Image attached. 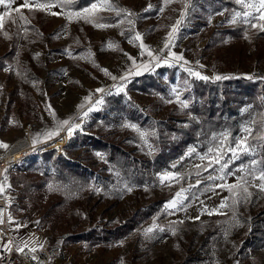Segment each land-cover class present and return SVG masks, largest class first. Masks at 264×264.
Instances as JSON below:
<instances>
[{"label": "rangeland", "instance_id": "1", "mask_svg": "<svg viewBox=\"0 0 264 264\" xmlns=\"http://www.w3.org/2000/svg\"><path fill=\"white\" fill-rule=\"evenodd\" d=\"M120 1V6L109 0L111 7H100L102 0H97L94 3L98 8L91 12L84 11L91 5L81 10H64L57 3L41 0H28L29 8L23 7L25 0H5L0 5V16L9 12L0 26V57L10 47L12 37L18 44L13 60L0 68V142L8 146H0V155L9 149L8 154L14 155L23 148L31 151L37 147L7 171L13 242L25 241L37 248L47 238L60 241L64 245L62 255L79 257L75 260L78 264H264L263 251L252 250L251 246L248 258L238 256V233L227 236L225 242L214 236L205 241L215 227L226 222L221 216L228 212L229 187L238 185L247 176V167H251L252 159L243 161L244 156L254 155L248 138L236 153L238 158L231 160L223 171L221 165L232 156L227 151L231 145L224 140L220 162L215 163L218 137L216 143L206 148H186L184 156L171 159L172 169L152 170L142 184L117 176L103 152L81 146V138L68 146L78 131L121 144L137 158L154 153L151 136L157 126L151 125L150 120H165L170 106L181 102L189 105L193 100L192 83L198 78L190 76L187 69L213 81H217L216 76L264 81V31L243 22H257L253 18L260 15L259 0H234V9L224 6L219 11H203L195 4L194 17H189L192 0ZM37 4L53 6L41 9ZM252 4L256 7L247 6ZM17 7L20 12L14 11ZM245 12L250 14L247 18ZM100 15H118L119 20L101 23L105 27H99L101 24L93 16ZM233 17L237 22H230ZM236 24L246 27L244 37L213 42L216 30ZM152 42L181 56L184 63H162L154 55L149 56ZM166 43L169 48H165ZM130 71L133 74L129 75ZM136 72L140 74L135 75ZM145 74L154 76L167 95L135 89L133 81ZM123 76H127L126 83L120 79ZM121 84L123 91L118 92ZM111 96L115 97L114 104L109 102ZM117 106L131 108L136 116L126 110L120 112ZM142 119L147 121L142 124ZM64 120L80 127L63 151L55 150L56 156L68 155L92 173L90 187L69 193L59 180L50 178L59 162L55 158L45 160L41 155L51 141L67 131L68 126L59 128ZM246 127L252 128L249 121L242 125L237 140L245 137ZM53 131L59 134L46 139L45 134ZM35 138L39 142L33 145ZM193 148L195 151L189 154ZM202 156L206 158L201 159ZM231 165L233 169H229ZM164 173L181 178L162 183L160 177ZM247 181L248 190L261 183L259 179ZM40 182L42 186L37 188ZM197 186H202L203 191L189 200L191 190ZM235 188L238 187L232 190ZM181 189V204L166 210V202ZM149 207H154V212L119 240H74L95 228L104 233L126 225L134 213ZM149 228L153 231L147 232ZM29 238L32 242H28ZM8 247L6 242L5 248ZM88 251L94 254L93 260H88ZM76 252L84 255L76 256Z\"/></svg>", "mask_w": 264, "mask_h": 264}, {"label": "trees", "instance_id": "2", "mask_svg": "<svg viewBox=\"0 0 264 264\" xmlns=\"http://www.w3.org/2000/svg\"><path fill=\"white\" fill-rule=\"evenodd\" d=\"M41 1L57 3L64 10H81L97 0ZM112 2L114 5L120 6L121 1L112 0ZM195 4L200 6L203 11H208L209 8L219 11L224 6H228V9H234L237 5L234 0H192L189 17L195 16V11L192 9ZM93 19L97 24L114 23L119 20V17L118 15H100L93 16ZM216 31L213 42H217L221 38H242L246 35V27L240 24ZM12 38L10 47L0 57V68L7 66L16 54L18 44L15 37ZM192 84L193 100L186 108L174 104L170 106L168 118L159 122L150 120L151 125L155 124L157 126L156 132L151 136L155 148L154 153H149L144 158H137L133 152L121 144L110 141L105 142L90 135H81L78 131L75 137L71 141L69 140L68 146L72 147L81 138V146L103 152L107 164L118 172L117 176L130 179L136 184H142L150 177V171L157 172L162 169H172L171 159L184 156L185 149L190 146L201 149L206 148L216 143L217 138H220L224 133H227L225 142L231 146L234 145L242 131V125L249 121L254 131L248 137L247 144L254 155L251 157L244 156L243 161L255 160L257 163L254 172L255 175H258L260 168L264 167V139H261V136L264 135V81L230 77L217 81L195 79ZM133 86L144 93L167 95L164 88L151 74L136 78L133 81ZM114 98L113 96L109 98L111 104H114ZM124 107L119 109L117 106V110L120 112L126 110L128 114L133 115L132 117L136 116V111ZM110 119H114V117ZM110 119L106 118V121H110ZM146 121L142 119L140 123L144 124ZM43 147H41V150H43ZM41 155L45 160L55 158L59 162L50 178L59 180L61 185H64L67 193L90 187L92 173L88 172L82 163L74 161L68 155L56 156L55 150L43 151ZM234 165H238V163H234ZM233 167L231 165L229 169H233ZM146 169L148 170L146 171ZM250 170L253 169L247 167L248 173ZM243 177L247 180L252 179L248 174ZM36 186L37 188L41 187L42 182L37 183ZM202 191V186L194 187L191 190L192 196L188 197L189 200H192L194 196ZM248 192L251 193V196L243 201L240 199L242 188L238 187L234 191L228 192V212L221 216L226 222L224 225L215 227L206 236L205 240L208 242L214 236L223 239L225 242L227 236L238 233L239 238L236 235V239L237 241L240 240L241 243L235 248H237L238 256L243 259L248 258L250 255L249 246L252 250H261L264 253V192L259 191L258 188H253ZM154 210V207H149L147 210L137 211L129 218L128 224L117 226L110 232L101 233L95 228L86 234L76 236L74 240H90L94 243L102 240H119L125 237L143 218L148 217ZM195 261L201 262V260Z\"/></svg>", "mask_w": 264, "mask_h": 264}, {"label": "snow or ice", "instance_id": "3", "mask_svg": "<svg viewBox=\"0 0 264 264\" xmlns=\"http://www.w3.org/2000/svg\"><path fill=\"white\" fill-rule=\"evenodd\" d=\"M239 2V0H238ZM2 4H5V0H0V5ZM37 7L41 8V9H44L46 7H52L53 5H45V4H37L36 5ZM248 7H256V5L252 4V5H247ZM23 7L25 8H29L30 7V4L28 2V0H25V3L23 4ZM100 7H111L110 3H109V0H102V4L100 5ZM98 8V4L97 3H93L91 5L90 8H86L84 9L85 12H91L93 10H96ZM14 11L16 12H20V8L17 7L16 9H14ZM161 11H163V9H161ZM258 11L260 12V15L258 17H255L253 18L255 21L257 22H253V20H248V19H245L243 22L244 23H248L251 25V27H258L261 31H264V23H259V21H264V0H259V8H258ZM55 14V13H54ZM239 15V14H237ZM246 18L250 15L249 13L245 12L243 14ZM9 16V12H5L3 14V16H0V26H2V23H3V20L5 17H8ZM23 19V17H21ZM86 18V17H85ZM232 23H235L237 22L236 20V17H233L232 21H230ZM99 27H105V25H98ZM173 32H175V28H173ZM137 39H140V36L139 34H137ZM171 33L169 34V41L171 40ZM141 47L143 48V45H141ZM165 48H169V44L166 43L165 44ZM143 54V53H142ZM148 55L149 56H152V52L149 50L148 51ZM172 55H175V54H172ZM154 59H156L157 61L159 60V56H155ZM175 59L176 60H180L182 59L181 56H175ZM165 63H167V60H165ZM133 64H135V61H133ZM158 66V65H157ZM187 71L189 72V75L192 76V77H195V78H198V79H202V80H207L208 77L206 76H202L199 72L197 71H193L192 69H187ZM133 73H131V71L129 72V75H131ZM135 75H139L140 73L139 72H136L134 73ZM229 77H221V76H216L214 79L215 80H221V79H228ZM115 79V77L113 78ZM122 81H124L125 83L127 82V76H123L120 78ZM249 79H251V77H249ZM123 87L124 85L121 84L119 87H117V91H123ZM97 91H103V89H97ZM111 94V93H109ZM88 99V98H86ZM99 103H102V101H97V104ZM188 105L186 102H181V107L183 108H186ZM82 107V106H81ZM91 110V109H89ZM84 116H87V112L84 113ZM65 126H68L67 127V131H68V134L71 135L72 132L74 131V129L76 128H79L80 125L77 123V124H72L70 125L69 121L68 120H64L62 122L59 123V128L63 129ZM126 126H129V127H133L135 128V125H126ZM244 133L246 134L245 137L243 139H239L236 141L235 145L234 146H229L227 151L231 152L232 153V156L230 158V160H227L224 162V164L221 165V171H223V169L225 167H227L228 163L233 160V159H236L238 158L236 153L241 149V145H244L245 144V141L247 140L248 137H250L254 131V129L252 128H249V127H246L244 130ZM59 132L58 131H53V132H48L45 134V138L46 139H50L52 138L53 136L55 135H58ZM227 138V133H224L221 135V137L219 138V145L215 148V154H216V160H215V163H219L220 162V158H221V155L223 153V145H224V140ZM261 139H264V135L261 136ZM39 142V138H35L33 140V145H35L36 143ZM0 146L4 147V148H7L8 146L6 144H3L2 142H0ZM245 150H249L247 147L245 148ZM195 149H191L190 150V153L191 154L192 152H194ZM209 152H213V149H209ZM99 155V154H98ZM206 157H201V159H205ZM256 161L253 160L251 162V168L253 170H250L248 175L252 178V180H256V179H259L261 181L260 184H257L255 185L259 191L261 192H264V167L260 168L259 170V176L255 175V172H254V169H255V166H256ZM197 167H199V165H197ZM209 167H211V163L209 164ZM161 182H165V181H173V180H179L181 177L177 176L176 174H173V173H164V174H161ZM223 177H221L222 179ZM210 179H212V177H210ZM199 183V182H198ZM249 182L247 180H245L243 177L241 178V182L238 184V185H235V186H231L229 187V190L232 191V189L234 187H240L242 188V194L240 195V199L243 201V200H247L248 197L251 196V193L248 192V187H247V184ZM131 189H129L130 191ZM183 189H181L180 192H177L175 197L171 200V201H168L166 202L165 204V209H174L177 207V205L181 204L182 200V194H183ZM224 204L222 203L221 204V207H223ZM209 214H212V213H209ZM153 231V228H149L147 229V232H152ZM25 244V247H27V242H22ZM18 251H22V249H17ZM34 251V249H33ZM33 259H35V257H33Z\"/></svg>", "mask_w": 264, "mask_h": 264}, {"label": "built area", "instance_id": "4", "mask_svg": "<svg viewBox=\"0 0 264 264\" xmlns=\"http://www.w3.org/2000/svg\"><path fill=\"white\" fill-rule=\"evenodd\" d=\"M149 49L154 57L159 56V60L162 63H165V60L169 64L179 65L184 63L182 59H175V56L178 55H172L168 49L163 50L157 42H152ZM36 148V146L33 147L31 151H34ZM9 151L10 149L0 155V264H53L54 258L61 257L64 253V245L60 241H52L47 238L40 248L34 249L33 251V248L18 247L12 240L8 220L7 171L11 165L19 162L18 159L21 157L13 159L9 157ZM6 242L9 243L8 248H5ZM18 248L22 249V251H18Z\"/></svg>", "mask_w": 264, "mask_h": 264}, {"label": "bare ground", "instance_id": "5", "mask_svg": "<svg viewBox=\"0 0 264 264\" xmlns=\"http://www.w3.org/2000/svg\"><path fill=\"white\" fill-rule=\"evenodd\" d=\"M74 133H75V129L71 135H69L68 132L67 133L65 132L64 135H62L58 139L52 141L49 146L45 147L44 151H46V150L63 151L64 147L67 145L69 140L73 137ZM29 152H31V151L28 148H23L20 150V152L18 151L14 155H9V157H11L13 159H18V158L23 157L24 155L28 154Z\"/></svg>", "mask_w": 264, "mask_h": 264}, {"label": "crops", "instance_id": "6", "mask_svg": "<svg viewBox=\"0 0 264 264\" xmlns=\"http://www.w3.org/2000/svg\"><path fill=\"white\" fill-rule=\"evenodd\" d=\"M45 143H50V142H45ZM48 144H46V145H48ZM42 145V144H41ZM44 146V145H43ZM9 220V219H8ZM25 240V239H24ZM22 242H25V241H21V242H19V243H17L16 244V242H15V244L18 246L19 244H21L20 246L21 247H25V245H24V243H22ZM28 242H32V241H30V238L28 239ZM19 246V247H20ZM34 246H38V244H34ZM42 246V245H41ZM41 246H39V247H37V248H33V247H31V246H28L27 245V247H29V248H33V249H38V248H40ZM78 252H76V256H78V255H80L81 257H82V255H84L83 254V252H81V253H78ZM87 254H88V256H89V259L88 260H93V258H92V256H94V254L93 253H91L90 251H88V252H86ZM75 260H80L79 259V257H73L71 254H69V255H62L61 257H58V258H54V260H53V264H78Z\"/></svg>", "mask_w": 264, "mask_h": 264}, {"label": "water", "instance_id": "7", "mask_svg": "<svg viewBox=\"0 0 264 264\" xmlns=\"http://www.w3.org/2000/svg\"><path fill=\"white\" fill-rule=\"evenodd\" d=\"M52 142V141H51Z\"/></svg>", "mask_w": 264, "mask_h": 264}]
</instances>
